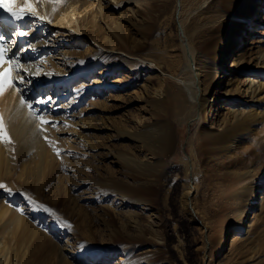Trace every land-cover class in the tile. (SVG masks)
<instances>
[{
  "label": "rangeland",
  "instance_id": "rangeland-1",
  "mask_svg": "<svg viewBox=\"0 0 264 264\" xmlns=\"http://www.w3.org/2000/svg\"><path fill=\"white\" fill-rule=\"evenodd\" d=\"M183 1V18L189 34L199 24L205 25V30L217 28L216 35L223 37L240 12L238 2L241 0ZM76 5L80 13L73 19H58L49 25L52 34L64 31L66 43H61L60 47L73 55V58H65L56 54V64L49 65L50 69L65 74L53 90L50 83L44 88V94L40 90L36 97L45 101L51 96V102L46 101L36 111L38 117L33 116L35 112L27 103L18 101L21 91L17 90L11 102L5 105L0 102V117L11 139L10 143L0 140V184L4 185L0 189V208L9 207L0 221V236L8 235L2 226L11 216H22L30 221L35 232L23 249V264H202L203 259L205 264H220L222 259L215 260L219 247L217 236L224 231L220 222L226 221V213L232 207L224 191L231 185L230 172L264 170V121H257L251 127L243 126L242 120H234L228 109H223L214 123L208 122L207 114L188 122V113L174 114V104L169 100L164 111L156 112L148 120L151 124L160 121L172 127L170 152L157 172L151 174L124 166L117 152L125 150L139 157H144L145 152L132 146L130 141L114 139L110 131H99L96 135L91 132L80 139L69 138L66 133L80 128L76 123L93 124L97 115L104 114L110 125L117 126L123 117L138 116L148 110L145 100L153 98L154 92L149 94L140 86L151 70L141 67L153 66L151 59L158 61L161 56L163 63L168 64L181 54L174 19L176 0H77ZM4 15L0 12V21L10 23ZM261 15L264 16V12ZM214 16L215 20L206 24ZM263 16L238 52L246 51V71L232 72L235 79L252 76L250 71L261 64L255 40L264 30ZM77 25L82 30L75 29ZM32 28L33 22H30L24 30ZM204 34L209 36L208 31ZM123 41L129 43L127 47H131L135 55L126 52ZM109 50H114L115 54L101 63L79 67L84 56L93 57L98 51ZM236 53L231 54V63ZM44 56H40L41 61ZM127 59L134 60L136 67L126 64ZM77 68L80 69L75 71ZM139 69L142 75L131 84L130 92L136 91L134 97L140 99L119 108L122 103L114 98L125 90L119 85L132 80L134 71ZM102 71L108 74L99 75ZM101 79L104 87L97 81ZM220 79L221 76L214 89L206 93L210 100L223 83ZM257 79L264 82L263 76ZM160 84L159 79L152 80L151 89H159ZM12 88L20 89L18 84ZM229 89L237 93L236 85ZM239 89L240 97L249 101L243 82L238 85ZM156 98L165 100L167 94L162 91ZM240 103L233 107L245 110L248 106L247 112L254 106ZM212 106L213 103L208 106L210 113ZM41 115L50 123L42 125ZM27 122V132L20 136L15 128ZM226 123L237 129L224 142L214 144L206 139L207 127L212 124L214 127L209 130L222 132ZM104 146H108L113 155L104 157L108 151ZM187 161L194 163L198 181L196 206L199 211L198 214L192 212L194 216L185 205ZM260 207L261 218L250 235L257 237L263 233V237L255 249L247 252L246 264L248 261L264 264V204ZM195 214L208 224L204 237L201 225L193 221ZM252 253L256 255L251 257ZM228 254L232 262L240 259L239 249ZM97 257L108 262L99 263Z\"/></svg>",
  "mask_w": 264,
  "mask_h": 264
},
{
  "label": "bare ground",
  "instance_id": "bare-ground-1",
  "mask_svg": "<svg viewBox=\"0 0 264 264\" xmlns=\"http://www.w3.org/2000/svg\"><path fill=\"white\" fill-rule=\"evenodd\" d=\"M76 3L77 0H14V10H25L23 18L19 21L0 9V12L5 13V19L10 21L8 24L0 21V36L6 38L5 48L8 49L5 52V56L14 63H19V75L24 76L26 80L29 81L24 84L17 83L23 96L28 99V102L41 101V98H36L37 95H40L39 91L43 90L44 94V88L50 83H53L51 87L53 90L56 87L58 79L65 75L63 72L50 69L49 65L56 64V54L63 55L65 58H73V55L63 51L60 47L62 46L60 45L61 43H66V38L63 36L64 31H57L55 34H52L49 25L54 24L58 19H60V21L68 17L73 19V16L80 13ZM28 4L32 5L31 9L27 8ZM239 4L240 12L237 16L238 19L229 28V32L221 37L216 35L218 31L217 28L209 27V29L205 30L203 27L205 25L199 24H197L193 28L191 34H189L183 18L185 12L184 1L176 0L174 19L177 33L181 41L180 57L174 58L171 63L165 64L163 63L164 57L161 56L159 57L161 60L158 61L156 59H151L150 62H153V66L148 65L141 67V69L148 68L151 70L148 77H146L145 83L140 86L141 88L145 87V90H147L149 94L154 92L152 94L153 98L149 97L145 100L149 109H145V111L138 116L133 115L130 117L127 115L123 117L117 126L110 125L104 114L95 116L94 119L96 122L93 124L81 120L82 124L76 123L80 125L79 130L66 133L69 138L74 137L80 139L83 138V135H88L91 132L93 135H96L99 131H110L114 133L111 134L114 139L130 141L132 146L138 147L145 152L144 157L141 156L142 158L139 156H131L125 150L117 152L116 156L124 166L129 170L151 174L157 172L162 161H164L165 157L170 152L172 146V127H168L166 124L163 125L160 121L151 124L148 120L152 119V115L156 114V112L164 111L166 103H168L169 100L174 104V114L188 113L186 117L188 122L194 121L201 115L206 116L207 114L208 122L214 123L220 117L223 109H228L234 120H242V123H244L243 126L247 124L251 127L256 124L257 121H259V123L264 121V82L257 79V76H263L264 78V30L260 32L262 34H259L260 36L255 40L258 50V59L261 63L260 66L250 71V75L252 76H248L244 80L235 79L232 73L235 72L239 74L246 71L244 65L246 51L244 50L242 53L238 52L242 50L244 44L248 40L251 34L250 32H252L251 29L259 25L258 21L262 18L263 15L261 14L264 12V0H241L238 2V5ZM102 5H100V11L102 10ZM34 16L39 18H34ZM215 18V16L210 18L206 21V24L213 22ZM30 22H33L32 30L25 31L24 28ZM74 28L82 30L81 26L78 25L74 26ZM20 31L26 33L22 38L15 35V33ZM205 31H208L209 36H205ZM40 34H42L41 37L35 40ZM122 44L126 52L135 55L134 50H132L131 47H127L129 45L127 41H123ZM139 47L140 45L138 44V48ZM93 49L94 48H92V50ZM236 51L237 57L231 63V54ZM44 54L46 55L43 57L44 61H41L40 56ZM113 54H115L114 50H109L107 52L98 51L93 57L84 56L79 62V67L84 68L88 65H97V63L104 61V58L111 57ZM125 63L131 67H136L135 65L137 64L134 60L130 59L125 60ZM5 67H8V65H5ZM79 69L77 68L75 71ZM100 73L99 75L104 74L103 76L108 74L106 71ZM12 75L18 79L16 71H13ZM141 75L140 69L139 71H134L132 80H128L122 85H119L125 89L114 98L115 101H121L122 105H119V108H124L139 98L134 97L136 91L130 92V86L137 81ZM220 76L221 79L219 82L222 81L223 83L220 87L217 85L219 89L210 100L206 93H210L214 89L216 81H218ZM154 79H159V81H161V87L159 89H151V83ZM97 81L104 87L102 79ZM242 82L248 93L247 97L250 98L247 102L240 97L241 90H238V85ZM168 83L170 84L167 86ZM235 85L237 88L236 94L232 89H229V87ZM57 89L58 88H56V90ZM162 91H165L167 94V99L165 100L156 98ZM147 92L145 93L147 94ZM16 93L17 88H6L4 93L0 95V102L4 105L11 102L16 96ZM50 97L48 96L45 101H48ZM53 100H55V97ZM18 101H21V96L18 97ZM240 101L241 105L244 103H252V105L256 107H250L247 112L246 108H248V106L245 107V110L234 108L233 106L235 103H239ZM211 103H213V108L210 113V111H208V106ZM43 104L44 103L34 104L35 108L33 111L35 114H33V116H36V111L42 108ZM249 117L250 119L248 121ZM28 124L29 122L20 124L19 127L15 128L16 132L20 133V136H22L27 132ZM43 124L44 123H42V125ZM213 127L214 125L212 124L207 127L205 130V137L214 144L224 142L226 137L233 134V131L237 129V127L230 126L228 123L225 124L222 132L209 130ZM102 139L103 138H101V140ZM104 149H108V151L104 153V157L113 155V152L108 146H104ZM1 154L0 151V159L2 156ZM101 157L103 158L102 155ZM148 158H154L155 160L146 161ZM186 173L188 177V187L185 195V205L192 216H194L192 212L198 214L199 210L196 206L198 181L193 162L190 164L189 161H187ZM230 177L231 185L226 188L224 192L228 194L227 196L230 199V205H232V207L226 213V221L224 223L223 221L220 222L224 231L217 236L216 245L219 247L215 260L220 262V259H222L223 261L220 262V264H246L247 261L244 260L247 252L251 249H255L258 241L263 237V233H260L257 237H252L250 234L252 233L253 227L261 218L262 212H260V206L264 204V170L261 172L257 170L246 172L234 170L230 172ZM262 210H264V207ZM8 211L9 207L6 205L0 208V221L6 216ZM196 214L193 221L201 225L200 229L204 237L205 228L207 229V233L209 230L208 224L203 219H199ZM2 229L6 231L8 235L0 236V264H23L24 261H22V259L25 253L23 249L25 250V244L31 239L32 234L35 232L33 225L30 221L22 218V216H11L3 224ZM206 244L207 242L204 240L205 248ZM237 249H239L240 259L236 262H232L228 252ZM253 253L251 257L256 255H253ZM97 258L99 263L108 262L102 257ZM254 260L255 259L251 260V262ZM257 263L258 262L249 263L248 261V264ZM202 264H205L204 259Z\"/></svg>",
  "mask_w": 264,
  "mask_h": 264
},
{
  "label": "snow or ice",
  "instance_id": "snow-or-ice-1",
  "mask_svg": "<svg viewBox=\"0 0 264 264\" xmlns=\"http://www.w3.org/2000/svg\"><path fill=\"white\" fill-rule=\"evenodd\" d=\"M14 0H0V9H2L4 12L9 14L12 18L19 21L23 18V15L25 14V10L21 9V11H16L13 8ZM27 8L31 9L32 5L28 4ZM34 18H39L35 17ZM15 35L19 38H22L26 35L25 32L20 31L18 33H15ZM5 42L6 38L3 36H0V95L4 93L6 88L8 87H15L17 83L24 84L26 82H29L26 80L24 76L19 75V63H14L12 60L6 58L5 52L8 50L5 48ZM5 65H8V67H5ZM13 71L17 72L18 79L14 78L12 73ZM15 80V82H14ZM18 91H21L20 89H17ZM27 103V106L30 110L34 109L35 103H46V101H36V102H27L23 98V93L21 91V104ZM35 114V113H33ZM41 121L43 123H50L47 120H44L43 117H40ZM53 127L55 125H52ZM0 140H7L9 143L11 142L10 137H8L7 131L5 129V125L3 122V118L0 117ZM59 155V153H57ZM4 185L0 184V189H3Z\"/></svg>",
  "mask_w": 264,
  "mask_h": 264
}]
</instances>
